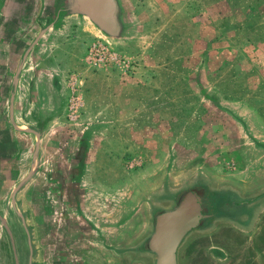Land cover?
Returning a JSON list of instances; mask_svg holds the SVG:
<instances>
[{
  "label": "rangeland",
  "instance_id": "374dc122",
  "mask_svg": "<svg viewBox=\"0 0 264 264\" xmlns=\"http://www.w3.org/2000/svg\"><path fill=\"white\" fill-rule=\"evenodd\" d=\"M120 3L125 32L109 41L81 36L74 47L82 62L70 66L87 106L102 111L85 119L80 133L92 143L80 158L92 178L68 172L65 179L59 169L48 182L57 189L120 190L114 212L139 203L147 225L160 191L197 179L243 182L250 138L264 140V0ZM49 107L54 116L61 100ZM46 136L65 138L54 129ZM0 155V199L7 205L8 157ZM140 223L138 215L127 218L128 239ZM5 245L0 264H16L23 239Z\"/></svg>",
  "mask_w": 264,
  "mask_h": 264
},
{
  "label": "water",
  "instance_id": "95a60500",
  "mask_svg": "<svg viewBox=\"0 0 264 264\" xmlns=\"http://www.w3.org/2000/svg\"><path fill=\"white\" fill-rule=\"evenodd\" d=\"M79 3L81 12L104 32L105 40L125 32L126 26H120L124 12L120 0H79ZM70 10L75 12L72 6ZM52 74L48 76L52 78ZM34 90L48 96L43 101L42 122L56 126L65 112L64 88L55 90L51 81ZM56 98L61 100L62 110L51 116L49 101ZM53 129L55 127L45 132L46 138ZM51 140L56 144L60 142L57 138ZM250 140V154L245 158L246 172L240 177L243 182L221 186L197 179L185 187L160 191L149 208L147 225L139 203L128 201L119 214L114 212L113 197L120 190L114 194L101 189L64 187L54 196L43 193L52 209L50 214L59 210L61 226L66 233L64 249L57 258V252L54 257L42 252L44 244L26 227L23 214L17 212V224L10 216L11 198L14 199L15 192L24 186L25 179L17 180V185L11 188L15 182L14 164L5 136L0 154L8 157L11 181L8 204L0 199L1 246L14 241L15 237L23 239L16 264H41L43 257L48 258L49 264H264V140ZM91 144L89 142L87 148ZM52 149L57 151L48 150L43 162L50 166L55 163L56 168L46 165L48 173L60 169L68 179L67 173L79 167L82 168V175H77L79 180L92 178L86 168L87 162L72 159L78 148L59 144ZM62 149H65L63 153ZM30 156L34 160L35 153ZM34 189L51 191L57 188L45 179H38ZM104 191L106 198L100 196ZM57 204L61 207L56 208ZM1 212L8 213V218ZM137 215L141 220L140 231L128 239L125 237L127 218Z\"/></svg>",
  "mask_w": 264,
  "mask_h": 264
},
{
  "label": "crops",
  "instance_id": "0c3cea01",
  "mask_svg": "<svg viewBox=\"0 0 264 264\" xmlns=\"http://www.w3.org/2000/svg\"><path fill=\"white\" fill-rule=\"evenodd\" d=\"M83 35L103 38L104 32L81 12L79 0H0V149L7 136L15 174L11 188L17 185V180L25 179L24 186L11 198L10 216L17 224V212L23 214L26 227L44 244L42 252L53 257L57 252V258L64 249L66 233L59 210L50 214L52 209L43 195L54 196L60 190L40 189L38 194L34 185L38 179L51 178L53 173H48L45 166L55 169L56 165L43 161L48 150L59 144L78 148L72 159L80 161L83 149L90 142L80 135L87 128L83 121L102 112L87 106L79 90V77L70 71L71 65L82 62L84 54L78 56L74 42L81 46ZM48 73H54L52 78ZM51 81L55 90L64 88L67 101L76 100L73 108L66 105L63 118L56 126L42 122L43 101L48 96L34 90ZM53 127L65 135L57 144L45 137V132ZM32 153H35L34 160ZM71 172L73 176L78 175L80 168ZM100 196L106 198L107 192ZM59 207L57 204L56 208ZM42 263L49 264L48 258L43 257Z\"/></svg>",
  "mask_w": 264,
  "mask_h": 264
},
{
  "label": "built area",
  "instance_id": "2783aa9c",
  "mask_svg": "<svg viewBox=\"0 0 264 264\" xmlns=\"http://www.w3.org/2000/svg\"><path fill=\"white\" fill-rule=\"evenodd\" d=\"M74 103H76V102H74L72 99L69 100V107H70V109L75 106Z\"/></svg>",
  "mask_w": 264,
  "mask_h": 264
},
{
  "label": "flooded vegetation",
  "instance_id": "af4514ba",
  "mask_svg": "<svg viewBox=\"0 0 264 264\" xmlns=\"http://www.w3.org/2000/svg\"><path fill=\"white\" fill-rule=\"evenodd\" d=\"M65 137V136H64Z\"/></svg>",
  "mask_w": 264,
  "mask_h": 264
}]
</instances>
